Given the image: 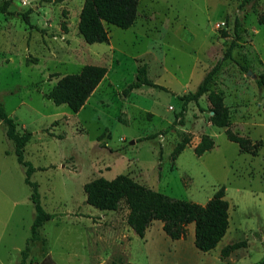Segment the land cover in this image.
Masks as SVG:
<instances>
[{
    "label": "rangeland",
    "instance_id": "obj_1",
    "mask_svg": "<svg viewBox=\"0 0 264 264\" xmlns=\"http://www.w3.org/2000/svg\"><path fill=\"white\" fill-rule=\"evenodd\" d=\"M0 102L17 130L32 132L25 159L38 169L41 203L55 216L28 240L36 216L26 168L0 122V264H260L264 257V0H140L134 24H106L108 42L88 43L79 33L84 0H0ZM29 13V21L23 13ZM66 23L67 29L62 27ZM232 45L231 56L222 59ZM219 60L210 89L230 110L226 127L209 120L207 93L193 91ZM85 64L108 71L85 105L74 112L47 93ZM145 65L144 84L124 89ZM250 71V73H249ZM164 87V88H162ZM183 120V124L180 122ZM261 141L256 155L240 152L227 131ZM184 134L189 144L173 157ZM203 134L214 147L197 155ZM153 135V137L147 138ZM128 174L173 198L205 204L221 187L230 224L210 251L195 246V224L172 239L161 220L141 237L127 223L128 208L101 210L87 203L84 184ZM246 246L222 255L227 244ZM264 264V263H262Z\"/></svg>",
    "mask_w": 264,
    "mask_h": 264
},
{
    "label": "trees",
    "instance_id": "obj_2",
    "mask_svg": "<svg viewBox=\"0 0 264 264\" xmlns=\"http://www.w3.org/2000/svg\"><path fill=\"white\" fill-rule=\"evenodd\" d=\"M139 2L140 0H84L79 15V33L88 43L108 42L109 30L106 24H114L122 28L132 26L138 16ZM9 5V1L0 5V12L12 13L8 8ZM29 13L30 11L22 14L26 21H29ZM62 27L67 29L65 22ZM231 51L232 45L222 59L231 56ZM221 66L222 61L219 60L206 72L195 90L180 95L183 105L176 118L182 117L189 102H198L207 93L210 102V123L219 127L228 126L230 120L229 107L225 104L222 93L210 89L209 86ZM107 71L108 68L103 65L85 64L79 72L65 74L60 77L47 93V97L57 105L65 103L71 110L78 112L103 80ZM258 83L264 85V74L261 75ZM144 84L159 86L147 77L145 65L140 67L136 79L126 86L124 93L128 94L134 88ZM1 121L6 123V135L15 143L18 162L26 168L25 182L31 187V199L36 211L31 226L32 235L28 240H35L39 236V228L55 215L46 211L43 207L39 185L31 179L32 174L38 168L26 160L24 156L25 146L31 139L32 132L25 130L20 133L17 130L18 124L15 118L6 111L2 102H0ZM180 122L184 123L183 120ZM150 137H153V135L147 138ZM227 137L238 143L240 152H248L252 155H256L262 145L261 141H253L250 137L241 135L238 132L228 130ZM190 140V136L184 134L176 144L173 157H176L189 144ZM214 144L215 142L210 135L203 134L200 142L195 146V152L197 155H202L213 148ZM84 191L87 203L101 210H117L124 203L128 208L127 223L141 237L145 236L146 230L153 220H161L163 230L172 239L184 238L187 234L188 225L194 223V243L202 251L214 249L226 234L230 224V204L225 198L224 186H221L205 204L173 198L136 181L124 173L118 174L112 179L103 176L94 178L84 184ZM244 246H246L245 241L227 244L222 249V255L227 256L232 251ZM26 249L27 247L23 250V258L19 264H25ZM259 263H264V257ZM111 264L137 263L112 261Z\"/></svg>",
    "mask_w": 264,
    "mask_h": 264
},
{
    "label": "water",
    "instance_id": "obj_3",
    "mask_svg": "<svg viewBox=\"0 0 264 264\" xmlns=\"http://www.w3.org/2000/svg\"><path fill=\"white\" fill-rule=\"evenodd\" d=\"M249 73H250V71H249Z\"/></svg>",
    "mask_w": 264,
    "mask_h": 264
}]
</instances>
